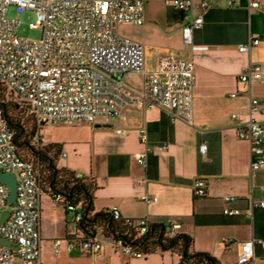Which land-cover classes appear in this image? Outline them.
Listing matches in <instances>:
<instances>
[{"label":"crops","instance_id":"1","mask_svg":"<svg viewBox=\"0 0 264 264\" xmlns=\"http://www.w3.org/2000/svg\"><path fill=\"white\" fill-rule=\"evenodd\" d=\"M214 1L216 7L204 14L202 27L193 32L192 44L182 38V13L162 0L145 4L144 23L130 38L148 55H173L194 63L191 125L157 108L126 105L121 117L108 121L96 117L92 124L58 123L63 124L58 127L63 132L59 141L44 140L60 146L58 168L94 181L93 214L118 208L123 217L164 223L170 237L189 235L194 251L208 253L220 264H237L240 243L253 240L254 263L264 264V209H253L251 216L223 214L225 208L246 210L251 198L264 197V163L260 170L251 171L250 145L237 137L247 119L250 95L264 108V80L248 85L238 78L249 63L259 64L264 74V0L250 13L245 0L234 7L226 6L225 0ZM250 33L258 36L259 45L249 53L239 52L238 46L246 43ZM127 81L139 85L141 78L128 76ZM253 116L264 120L262 111ZM141 127L147 130L146 144L139 140ZM119 129L125 133L117 134ZM202 143L207 145L205 155L198 150ZM146 147L152 152L141 167L134 155ZM197 178L205 180L203 197L193 192ZM224 195L236 200L225 203ZM70 218L64 205L55 203L46 191L40 216L42 264H179V255L171 251L131 258L109 244L92 255L79 250L68 253L63 241L56 254L53 241L74 231ZM223 239L229 242L224 244ZM12 264L23 263L16 259Z\"/></svg>","mask_w":264,"mask_h":264},{"label":"built area","instance_id":"2","mask_svg":"<svg viewBox=\"0 0 264 264\" xmlns=\"http://www.w3.org/2000/svg\"><path fill=\"white\" fill-rule=\"evenodd\" d=\"M149 0H0V84L4 85L30 109L39 127L58 123H94L96 117L106 121L121 117L126 105L140 109L157 108L173 120L187 125L193 120L194 63L173 55H148L144 47L117 33V26H140L145 20V4ZM182 13L184 25L182 38L192 44L193 32L202 27L204 14L216 7L214 0H162ZM238 0H225L234 7ZM247 11L258 9L262 0H245ZM10 6L17 12L32 11L35 22L31 29H40L39 40L17 36L19 21L7 17ZM259 38L249 34L245 44L238 46L241 53H249L259 45ZM128 76L141 78L139 85L127 81ZM239 80L251 85L263 82L264 74L259 64L249 63L239 75ZM236 96V93L231 95ZM262 111L257 99L250 95L247 119L237 131V137L250 145L251 171H258L264 163V120L254 118ZM232 118L237 120L238 115ZM141 143L147 142L145 127L137 129ZM41 133V132H40ZM124 134V130H116ZM42 141L43 137L40 138ZM160 149H163L160 148ZM199 153H207V145L200 144ZM152 152L150 147L136 153L141 167ZM0 170L16 176V196L8 203L9 189L0 183V216L9 211L0 223V237L17 244V250L0 245V264H12L16 259L23 264H42L40 216L41 198L46 193L34 164L22 159L16 151L14 132L0 119ZM78 178L82 176L76 174ZM143 181H139L142 184ZM205 180L197 178L193 192L197 197L206 194ZM225 203L236 200L233 195L222 197ZM63 204L61 196L53 197ZM150 203V199L146 200ZM71 213L69 220L74 228L65 239H55L53 249L60 252L63 241L68 253L83 251L96 255L105 245L131 258H143L144 253L118 237L105 238L101 234H79L82 218L80 208L65 205ZM264 209V197L249 201L246 210L225 208L223 214L251 216L253 209ZM114 220L123 221L135 236L149 230L145 218L123 217L118 208L109 211ZM174 230V227L172 228ZM173 233V231H172ZM228 239H223L227 244ZM253 240L240 243L237 264H255ZM264 246V242L262 243Z\"/></svg>","mask_w":264,"mask_h":264},{"label":"trees","instance_id":"3","mask_svg":"<svg viewBox=\"0 0 264 264\" xmlns=\"http://www.w3.org/2000/svg\"><path fill=\"white\" fill-rule=\"evenodd\" d=\"M25 116L26 113L17 104L5 101L0 93V119L14 132L17 154L34 164L45 190L49 191L51 197L59 195L64 199L66 213V204L80 207L82 218L78 229L84 235L100 233L105 238L120 237L144 254L157 250L171 251L179 255V264H220L208 253L194 251L193 240L189 235L181 233L170 237L168 226L164 223L150 224L146 234L134 238L135 234L124 222L114 220L109 211L93 214V192L96 188L94 181L78 178L76 173L66 168H58L60 146L49 143L44 145L40 139L41 127L33 115ZM26 156L30 158H25Z\"/></svg>","mask_w":264,"mask_h":264},{"label":"rangeland","instance_id":"4","mask_svg":"<svg viewBox=\"0 0 264 264\" xmlns=\"http://www.w3.org/2000/svg\"><path fill=\"white\" fill-rule=\"evenodd\" d=\"M7 17L10 19H15L19 21V25L17 28V36L22 39H29V40H39L42 36V32L40 29H31L29 28V24L32 22H35L36 16L34 12L32 11H23V12H17L16 8L14 6H10ZM117 31L120 35L132 38L139 32V27L132 26L129 24H121L117 27ZM0 93L5 101H9L12 103H15L18 105L19 109L26 113V115H32L30 112L29 107L24 104L22 101H20L13 93L8 91L4 86H0ZM25 116V117H27ZM63 124L58 125H49L45 124L44 126H41V136L43 139L51 141H59V139L62 137V130L58 129ZM42 143L44 145H47L46 141L43 140ZM25 158H30L29 156H26ZM62 164L61 160L59 163V166Z\"/></svg>","mask_w":264,"mask_h":264},{"label":"water","instance_id":"5","mask_svg":"<svg viewBox=\"0 0 264 264\" xmlns=\"http://www.w3.org/2000/svg\"><path fill=\"white\" fill-rule=\"evenodd\" d=\"M0 183L4 184L9 189L8 203H14L16 196V176L13 173H3L0 170ZM8 215L9 211L3 212L0 216V223H2ZM0 245L12 248L14 251L17 250L16 243L2 237H0Z\"/></svg>","mask_w":264,"mask_h":264}]
</instances>
